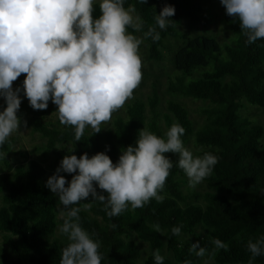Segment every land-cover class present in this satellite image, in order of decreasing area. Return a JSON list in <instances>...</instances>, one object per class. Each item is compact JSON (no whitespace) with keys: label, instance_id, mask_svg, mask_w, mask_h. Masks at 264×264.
Here are the masks:
<instances>
[{"label":"trees","instance_id":"16d2710c","mask_svg":"<svg viewBox=\"0 0 264 264\" xmlns=\"http://www.w3.org/2000/svg\"><path fill=\"white\" fill-rule=\"evenodd\" d=\"M214 0H125V8L134 5L143 21L139 32L131 27L128 32L141 35L151 26H156L155 17L166 5L175 8L168 27L161 30L160 40L144 38L147 58L162 63L164 52L170 58L174 71V82L168 88L172 95L202 101L209 105L200 110L204 116L202 126L196 128L190 119L187 107L170 99L166 102V113H160V85L154 80L151 95L146 101L136 99L126 106L125 117L117 116L110 129L101 127L97 134L86 127L80 141L74 139V129L62 125L58 119L57 106L48 103L46 110H33L23 93L25 74L14 81L21 88V106L17 116L20 128L38 135L43 142L35 147L42 156H52L60 165L62 158L75 154L78 158L85 152L91 157L105 152L112 161H118L121 149L136 146L138 133L144 127L163 137L173 123H179L185 133L181 137L184 146L193 143L198 155L212 152L219 157L213 172L203 181L210 189L203 196H186L182 180L186 174L176 166L178 154L165 153L174 166L170 170L163 191L162 203L152 199L143 208L131 210V206L120 216L109 218L104 205L92 202L90 210L81 208V226L101 243V264H155L153 254L142 259L137 241L146 243L160 255L166 252L163 264H182L185 260L197 262V256L189 253L191 243L200 242L209 248L211 238H219L228 245V250L216 251L209 264H248L251 253L247 249L249 240L255 242L264 237V130L261 125L244 117L242 110L249 106L264 109V40L253 44L239 27L238 18L223 15L225 27L233 37L220 44L215 38L197 36L189 38L178 29L184 21L191 31L197 26L207 28L211 19L205 8ZM100 3V2H99ZM99 3L94 4V17H99ZM176 42V48L168 40ZM3 109L6 103L2 104ZM27 121L25 127L23 121ZM14 141L0 146L5 158H0V249L1 264H59L62 249L69 243L55 237L59 226L57 197L45 187L49 176L42 164L30 159L27 153H16L25 160L14 166L7 155L12 154ZM67 180L71 175L61 173ZM67 186V185H66ZM100 194L101 190L97 187ZM202 199L199 204L197 200ZM190 200V201H189ZM63 224V218L61 220ZM118 227L113 230L111 225ZM159 224L161 232L152 227ZM182 225L181 234H172V227ZM253 264H264V255Z\"/></svg>","mask_w":264,"mask_h":264},{"label":"clouds","instance_id":"9594fccd","mask_svg":"<svg viewBox=\"0 0 264 264\" xmlns=\"http://www.w3.org/2000/svg\"><path fill=\"white\" fill-rule=\"evenodd\" d=\"M148 0H138L146 4ZM228 16L238 18L239 27L249 44L264 40V0H220ZM95 0H0V97L6 107L0 111V146L19 130L21 119V88L13 82L25 74L23 93L33 110H46L51 100L57 106L62 125L74 129L75 141H80L86 127L95 134L101 124L133 98L134 90L143 79L142 58L139 55L141 38L128 32L131 27L143 29L141 17L134 5L125 8V0H100L99 17L93 13ZM175 15V8L166 4L155 17L156 26L144 32V38L160 40L157 27L164 30ZM27 126V121H23ZM185 129L173 123L163 137L143 128L136 146L121 149L117 162L105 152L91 157L85 152L79 158L65 155L55 173L48 177L45 187L58 197L63 209L60 232L69 243L61 251L59 264H101V243L94 240L80 224L81 208L90 210L99 201L109 218L143 208L152 199L162 203L163 191L173 161L165 153L178 154L176 166L184 171L190 187H196L213 172L219 157L212 152L194 155L184 146L181 137ZM0 158L5 154L0 152ZM71 175L67 180L61 173ZM67 185V186H66ZM97 187L101 190L100 194ZM92 202L81 203L89 197ZM112 229L118 225L113 223ZM161 232L160 225L152 226ZM182 225L173 226L175 236ZM211 253L197 240L189 253L203 258L215 255L228 245L211 238ZM247 249L248 264L264 255V237ZM155 264H163L159 249L153 253ZM182 264H193L185 260Z\"/></svg>","mask_w":264,"mask_h":264},{"label":"rangeland","instance_id":"374dc122","mask_svg":"<svg viewBox=\"0 0 264 264\" xmlns=\"http://www.w3.org/2000/svg\"><path fill=\"white\" fill-rule=\"evenodd\" d=\"M100 0H95V3H99ZM206 16L207 18L211 19V22L208 24L207 28L197 26L193 29V31L190 30L188 23L184 21L182 25L179 27V31L183 34H185L189 38H194L197 36H208L215 38L220 44L223 42H228L233 37L232 33L225 27L223 23V15L226 12V9L222 4L220 3V0H214L211 2L206 8ZM138 38H141L143 42L139 46V55L142 58L143 66H142V73H143V79L140 85L134 90L133 98L129 99L125 105L120 108L118 111L114 112L112 114V118L109 122L101 124V127L104 129H110L113 126V122L117 116L125 117L126 114V106L136 99H142L144 101L147 100V98L151 95V88L152 83L154 80H157L160 85L159 90V96H160V105H159V111L160 113H166V102L170 99H174L176 101H179L180 103L184 104L190 113V119L194 122L195 127L198 128L203 125L204 123V116L200 113V110L206 109L209 107V105L202 101H196L189 98H183L178 95H172L168 92V88L170 85L174 82V71L169 63L170 56L164 52V61L162 63H155L151 62L147 58L146 54V42L144 38L137 34L135 35ZM169 45H171L172 48H176V42L173 40H168ZM15 84L13 82V89H15ZM3 97H0V111H3L2 104L4 103ZM242 115L252 121H254L256 124L261 125L264 130V109L256 108L249 106L248 109L242 110ZM90 129H92L90 127ZM9 138H11L14 141L13 147H12V154L7 155V159L14 165L23 164L25 160L21 158L20 156H17L16 153H27L29 155L30 159L36 160L42 164V166L45 168L47 172H51L53 170H56L59 166L57 163L54 162V159L52 156H47L46 158L42 156V151L35 152V147H41L43 145L42 139L36 135L30 133L27 129H21L14 132ZM186 148L190 149L194 155H198V149H196L193 145V143H189ZM3 167L0 166V171H2ZM183 192L186 196H191L193 194L197 196H203L205 193H208L210 189L206 186L204 181H202L200 184H198L196 187H190L189 186V180L188 177L185 176L183 179ZM58 199V197H57ZM190 201V200H189ZM199 204H202V199L197 200ZM81 203H87L85 200ZM58 222L59 226L56 231L55 237L58 239H67L66 235L60 232V227L62 226V217L60 215V211H58ZM2 237L0 235V249H2ZM138 245L140 246V249L142 251V259H144L146 256L153 254L154 252L148 247L146 243H142L137 241ZM213 245L209 244V253L213 250ZM216 253V252H215ZM163 256H166L171 259L168 253L163 252ZM215 255H209L206 254L203 258L197 257V262L195 264H209L213 261ZM1 264V263H0Z\"/></svg>","mask_w":264,"mask_h":264}]
</instances>
